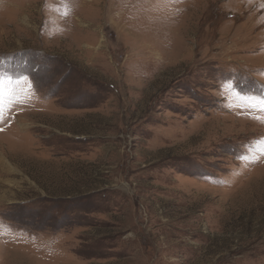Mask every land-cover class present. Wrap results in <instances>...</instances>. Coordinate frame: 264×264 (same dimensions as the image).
Returning a JSON list of instances; mask_svg holds the SVG:
<instances>
[{
    "label": "rangeland",
    "instance_id": "rangeland-1",
    "mask_svg": "<svg viewBox=\"0 0 264 264\" xmlns=\"http://www.w3.org/2000/svg\"><path fill=\"white\" fill-rule=\"evenodd\" d=\"M0 264H264V0H0Z\"/></svg>",
    "mask_w": 264,
    "mask_h": 264
},
{
    "label": "crops",
    "instance_id": "crops-1",
    "mask_svg": "<svg viewBox=\"0 0 264 264\" xmlns=\"http://www.w3.org/2000/svg\"><path fill=\"white\" fill-rule=\"evenodd\" d=\"M71 233H74L73 231ZM71 233H68V232H63L62 234H60L59 236L62 238V240L66 241V238L71 234ZM146 236H144L145 238ZM143 244H147V241L144 240L142 242ZM54 249V248H53ZM46 249V255H47V259L48 261H52L54 262L53 260H57V259H63L64 257H66L68 255L69 252H72L71 250H67V249H64V250H61L60 253L56 250V249ZM60 254V257H58ZM76 256V255H75ZM78 259V257H77ZM75 259V260H77ZM76 263V262H75Z\"/></svg>",
    "mask_w": 264,
    "mask_h": 264
}]
</instances>
